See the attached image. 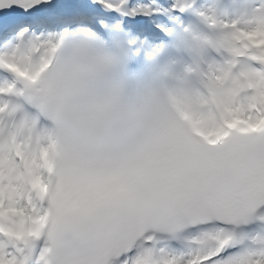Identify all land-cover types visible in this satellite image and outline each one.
Here are the masks:
<instances>
[{"label":"snow or ice","instance_id":"obj_1","mask_svg":"<svg viewBox=\"0 0 264 264\" xmlns=\"http://www.w3.org/2000/svg\"><path fill=\"white\" fill-rule=\"evenodd\" d=\"M195 5L0 0V264H264L228 228L264 205V103L186 129L115 78Z\"/></svg>","mask_w":264,"mask_h":264},{"label":"clouds","instance_id":"obj_2","mask_svg":"<svg viewBox=\"0 0 264 264\" xmlns=\"http://www.w3.org/2000/svg\"><path fill=\"white\" fill-rule=\"evenodd\" d=\"M262 20L264 14L258 12L247 20L217 19L213 32L194 27L176 31L166 45L169 54L149 56L137 100L163 111L183 128L205 132L219 127L226 117L231 119L230 109L253 111V104L264 103V63L254 59L264 55V48L252 43L264 44V31L259 30ZM241 30L255 35L237 39ZM210 48L232 56L216 61L209 55ZM239 58L249 61L246 70L240 69Z\"/></svg>","mask_w":264,"mask_h":264}]
</instances>
